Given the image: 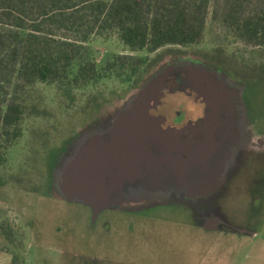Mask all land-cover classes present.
I'll use <instances>...</instances> for the list:
<instances>
[{"label":"rangeland","instance_id":"1","mask_svg":"<svg viewBox=\"0 0 264 264\" xmlns=\"http://www.w3.org/2000/svg\"><path fill=\"white\" fill-rule=\"evenodd\" d=\"M90 48L98 68L115 55L145 62L134 74H109L82 89L37 83L21 94L22 135L0 163V223L12 230L0 236V264H264L254 259L264 257V49L216 23L189 47L130 53L113 36ZM196 65L228 74L241 92L242 116L229 143L236 145V177H227L223 191L134 214L104 210L95 222L88 206L52 196L73 153L104 128L102 117L130 106L148 75ZM179 96H169L164 113L181 105L193 116L201 111ZM206 217L222 219L217 232L202 229Z\"/></svg>","mask_w":264,"mask_h":264},{"label":"trees","instance_id":"2","mask_svg":"<svg viewBox=\"0 0 264 264\" xmlns=\"http://www.w3.org/2000/svg\"><path fill=\"white\" fill-rule=\"evenodd\" d=\"M208 23L264 49V0H0V163L22 135L20 97L27 88L82 89L144 65L115 55L98 68L95 39L114 36L130 53H153L200 44ZM11 232L0 223V236Z\"/></svg>","mask_w":264,"mask_h":264},{"label":"water","instance_id":"3","mask_svg":"<svg viewBox=\"0 0 264 264\" xmlns=\"http://www.w3.org/2000/svg\"><path fill=\"white\" fill-rule=\"evenodd\" d=\"M199 78L200 91L222 96L218 104L227 110L223 116L214 117L220 123L212 125L206 139L194 149H181L175 133L163 129V120L150 115L153 97L144 93L119 113L105 137L89 141L68 163L61 175L64 195L72 199L92 165L99 167L100 161L105 164L94 175L97 190L87 202L96 211L164 201L180 191L188 198L213 193L233 165L235 152L229 143L243 104L239 90L209 75ZM111 169L115 170L113 181L103 186V171Z\"/></svg>","mask_w":264,"mask_h":264},{"label":"flooded vegetation","instance_id":"4","mask_svg":"<svg viewBox=\"0 0 264 264\" xmlns=\"http://www.w3.org/2000/svg\"><path fill=\"white\" fill-rule=\"evenodd\" d=\"M184 64L193 65V63L189 61H184L183 66ZM183 66H180L175 69L173 68L174 70L173 69L169 70L168 68L170 67H167L160 70L159 72H156V74L152 76L148 75L146 79L143 81L141 87L137 89L138 94L134 98V100L144 93L151 94L153 99L151 101V109L149 110L150 115L162 119L163 120L162 128L172 130L175 133V136L177 137L181 145V149H185V148L194 149L198 142L207 138L209 129L212 128V125L217 126L220 123L219 121H214V117L223 116L225 113H227V110L218 104V101L222 99V96L217 95L216 92L200 91V87L202 83L199 77L201 75H209L220 81L222 84L227 83L229 86L230 85L235 86L236 82L233 79H231V77L228 74L226 75L221 72H218L217 69H209L207 67H203L200 65L199 66L196 65L194 67L191 66L190 68L179 69V68H183ZM207 85L208 84H206V86ZM172 94L180 95L181 98L185 100H189L193 104L200 106L201 111H199L197 115L193 116L187 111V109L183 105H181V106H174L177 107L175 111H173L174 107H171L170 108L171 113L170 112L167 114L164 113L167 99ZM125 109L127 108H122V109L119 108L115 113L114 110L111 112V115H106L105 117H102L100 121L104 125V128H102V130L98 134L90 138L89 141L95 138L105 137L107 133L110 131L116 117L119 115V113H121ZM181 112L185 113V115H182V117L178 116L182 114ZM71 141L72 140H70L69 142ZM79 150L80 149H77L76 152L73 153V156L70 158L71 160H73L78 156ZM234 152H235V156H234L233 165L231 168L227 169L218 187L215 189L213 193L201 197L188 198L183 192L180 191L173 193L169 197V199L164 201H154L147 205H141L131 208H127V207L117 208L113 206V207H107L105 209H99L98 211H96L93 208H91L87 204V202L88 199H90L97 190L95 186L96 181L94 179V175H98L99 171L103 170L102 166H104L105 163L102 161L98 163L99 167H97L96 164L92 165L90 173L84 176L85 181L80 182L79 190L75 191L72 194V199H69L64 195L61 187L59 189L57 188V190H55V193L53 191L52 196L55 198L64 199L70 203L73 202L88 206V208L92 213L93 222L97 220L101 212H103L104 210H113L118 213L134 214L138 212H143L145 209H151L155 207H166L169 205V203H171L174 200L183 203L184 202L194 203L197 201L204 202L207 199L215 196L219 191L221 190L223 191V188H225V186L227 185V177L230 174L233 177H236V145L234 146ZM114 171H115L114 169H111L108 173H105L103 171V175L101 179L103 186H108L113 181L111 175ZM221 221H222L221 218L206 217L199 219V223L202 224L203 230L219 229V222ZM103 225L105 230L109 229L110 227L109 223H104Z\"/></svg>","mask_w":264,"mask_h":264},{"label":"crops","instance_id":"5","mask_svg":"<svg viewBox=\"0 0 264 264\" xmlns=\"http://www.w3.org/2000/svg\"><path fill=\"white\" fill-rule=\"evenodd\" d=\"M207 231L217 232L215 229H213V230L208 229ZM254 259L257 260V261H263L264 262V257L263 258L262 257L260 258V257L257 256V257H254Z\"/></svg>","mask_w":264,"mask_h":264}]
</instances>
